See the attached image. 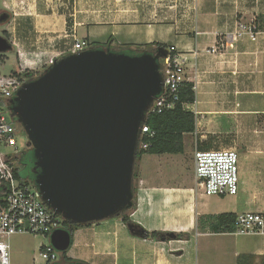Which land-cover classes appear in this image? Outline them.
<instances>
[{
  "label": "crops",
  "instance_id": "crops-1",
  "mask_svg": "<svg viewBox=\"0 0 264 264\" xmlns=\"http://www.w3.org/2000/svg\"><path fill=\"white\" fill-rule=\"evenodd\" d=\"M1 1L13 11L18 25L44 22L52 33L69 28L72 39L113 38L115 48L153 43L176 46L187 57L186 80L194 84L196 101L191 105L196 132L201 120H212L209 133H221V118L242 123L245 130L247 120L258 121L264 113V0H179L177 17L168 22L166 6L158 4V18L148 25L138 24L131 12L120 15L113 0H99L94 14L70 23L68 16L81 15L68 13L62 3L57 7L54 0ZM108 7L110 16L103 14ZM251 19L258 24L256 40L245 32L239 35V24ZM212 48L217 51L211 52ZM258 123L251 134L258 133L262 139ZM187 143L186 138L184 153L144 155L138 166L137 205L130 219L149 232L169 234L168 240L145 238L116 217L77 228L67 256L86 264H239L245 255L253 257L247 264H264V234L241 235L236 229L217 232L215 220L210 219L224 213L264 212V144L247 150L256 174L242 179L238 195L208 196L195 176L194 160L186 164L194 184H187L182 176L185 160L180 157H188ZM202 143L198 142L200 149H213ZM168 167L175 170L173 180L164 175ZM174 233L188 236H170Z\"/></svg>",
  "mask_w": 264,
  "mask_h": 264
},
{
  "label": "water",
  "instance_id": "water-1",
  "mask_svg": "<svg viewBox=\"0 0 264 264\" xmlns=\"http://www.w3.org/2000/svg\"><path fill=\"white\" fill-rule=\"evenodd\" d=\"M12 48L0 36V54ZM166 55L162 48L130 55L90 47L22 83L9 117L32 146L33 185L48 210L80 226L131 212L143 127L166 91ZM49 241L67 252L72 232L56 230Z\"/></svg>",
  "mask_w": 264,
  "mask_h": 264
},
{
  "label": "built area",
  "instance_id": "built-area-1",
  "mask_svg": "<svg viewBox=\"0 0 264 264\" xmlns=\"http://www.w3.org/2000/svg\"><path fill=\"white\" fill-rule=\"evenodd\" d=\"M239 35L247 33L252 40L257 39L255 24L240 25ZM73 45L65 53H76L90 48L85 39L73 38ZM215 53L217 48H212ZM166 57L161 59L164 69L166 91L155 100L151 112L163 113L171 110L180 102V90L186 81L187 57L176 46L166 49ZM52 59L49 64H52ZM24 70L22 71V73ZM20 73V74H22ZM0 75V187L2 204L0 205V264H12L9 239L18 233H34L50 239L51 235L63 228L64 219L48 210L37 196L36 189L25 179L16 178L18 162L15 157L22 152L20 133L9 117L8 108L16 91L24 82L19 76ZM190 110V104H184ZM146 124L140 141V148L147 149L150 144L142 142L143 137H154ZM195 176L208 196H236L239 194V153L235 149H209L198 147L194 152ZM236 233L264 234V212H242L236 219ZM61 253L50 243L40 247L35 264L60 263Z\"/></svg>",
  "mask_w": 264,
  "mask_h": 264
},
{
  "label": "rangeland",
  "instance_id": "rangeland-1",
  "mask_svg": "<svg viewBox=\"0 0 264 264\" xmlns=\"http://www.w3.org/2000/svg\"><path fill=\"white\" fill-rule=\"evenodd\" d=\"M17 1L20 3V0ZM98 1L99 0H71V3H69L67 0H54L57 7L61 6L62 3V8H64V10L68 8V13H78L81 15L79 16L77 14V17L68 16L66 20L69 23L71 20L72 22L81 21V18H83L82 15L87 16L86 14L88 13L94 14L93 12L97 9ZM178 1L179 0H113V2L117 3L118 5V12L120 15H126L128 12H131L129 13L130 15H135L134 20H139L138 24L145 22L147 25L154 19L158 18V16H156L159 12L158 4H164V6H166V8L163 7L166 16V22L174 20L175 17H177L176 12L178 10ZM0 2L2 4L1 0ZM30 2V0H26L24 4ZM127 2H129L128 5L126 4ZM123 6L129 7L125 8ZM5 9L11 13V19L0 25V33L4 32L5 36H7L10 42H12L13 48L7 53L0 54V75L14 76L18 75V73H22L24 70L33 71L38 76L42 71L45 70V68L50 65L49 63L52 59H57L65 55V51L72 47L74 39L69 36L71 32L69 28L62 30L60 29V32L52 33L50 30H48L49 27L47 28V25L44 22L41 24L34 22V24L18 25L17 21L13 20V11H11V9ZM107 9L108 10H106L103 14L110 16L109 12L112 10V8L108 7ZM132 9L137 11L133 13L130 11ZM87 10L88 12H86ZM81 11L82 13H80ZM258 16L259 15H257V17ZM257 17H254L253 19L256 20ZM253 19L248 20L245 23L247 26L255 24L258 29V24H256L255 21H252ZM240 25L241 24H239V28ZM107 42L108 40L91 41L92 46L106 45ZM113 47L115 48V46ZM130 49H132V46ZM193 109L194 107L190 104V111ZM220 122L219 129L221 133L216 135L209 133L213 121L211 120L208 122L207 120H201L202 125L199 126V131L186 137L189 142L187 143L186 147V150H188V157L185 158L182 156L180 159L185 160L182 176L187 184L193 185L194 178L192 175V170H187L186 164L188 165V163H191V161L194 160L193 156L196 148V142L198 143L201 141L203 142L202 146L206 148H236L239 153V184L242 179H244V177H247L248 174V176H255L256 173L252 168V163L247 157V150H249V148H253L254 146L264 144V113L260 114V119L258 121L247 120L245 123V130L242 126V123L240 126L238 122L231 121L230 123L224 118H221ZM255 122H259L257 126L259 125L262 130V139L258 133L257 135L251 134V130H253L252 127H255ZM19 135L21 136V134ZM204 135L205 137H202ZM142 162L143 158L140 161H137V166L141 165ZM243 167L245 171H243ZM21 169L23 178L28 179L29 169L27 168L24 170L23 166ZM174 171L175 170L173 167H168L166 168V173L164 175L169 176V179L173 180L175 179L173 178L175 175ZM48 243V238L34 233L21 232L11 236L9 239V244L12 264H35V259L39 255L41 245Z\"/></svg>",
  "mask_w": 264,
  "mask_h": 264
},
{
  "label": "trees",
  "instance_id": "trees-1",
  "mask_svg": "<svg viewBox=\"0 0 264 264\" xmlns=\"http://www.w3.org/2000/svg\"><path fill=\"white\" fill-rule=\"evenodd\" d=\"M89 42V41H88ZM113 38H110L106 45H99V46H92V43L89 42L90 47L94 48H109L115 52H124L130 55L141 54L144 52H156L159 49H167V46L164 44L153 43L148 44L144 47H135L131 46L126 47H112ZM16 73V72H15ZM22 79H28V76L37 77L36 73L33 71L25 72L19 75ZM29 78V79H34ZM24 81V79H23ZM196 101V93L194 90V84L188 82L187 80L182 84L180 90V102L176 105L174 109L166 110L163 113H152L149 115L148 121L146 125L149 126L153 131H155L154 137H143L142 142L150 144L147 149L139 148L138 153V161L142 159L144 155H163V154H180L184 153L185 151V139L188 135L193 134L196 132L197 129V119L196 114L190 110H186L184 108V104H193ZM14 126L16 127L17 131L21 134L19 143L22 152L19 156L15 157V161L18 162V167L16 169L15 175L18 179H24L22 176V169H29V175L27 180L33 187H34V178L35 175L33 174L34 167V156L32 146L30 145L27 136L22 128V126L15 122ZM32 168V169H31ZM138 166L136 167V190L138 188L139 182V175H138ZM32 182V183H31ZM2 194H1V187H0V205L2 204ZM137 201L135 198L134 206L132 210L136 207ZM236 214L235 213H224L219 214L216 216H210V219L215 220L213 228L217 232H232L235 231V224H236ZM122 220L134 227L135 232L141 233L145 238H152L157 240H168L167 233L154 231L149 232L145 230L138 224H135L130 219V213L121 216ZM82 227L80 225L72 224L66 220L63 222V228L73 232ZM175 237H186L188 234H179L174 233ZM252 260V256H241L239 258V264H247L248 260ZM77 262L67 256V252L61 253L60 263L71 264Z\"/></svg>",
  "mask_w": 264,
  "mask_h": 264
},
{
  "label": "flooded vegetation",
  "instance_id": "flooded-vegetation-1",
  "mask_svg": "<svg viewBox=\"0 0 264 264\" xmlns=\"http://www.w3.org/2000/svg\"><path fill=\"white\" fill-rule=\"evenodd\" d=\"M8 20H10V14L9 12L5 9V7L1 4L0 2V25L4 24L5 22H7ZM0 36L3 37L4 39H6L13 47L12 42H10L9 38L7 36H5L4 32L0 33ZM25 72H30V71H24ZM29 78H34V76H28L27 80H31ZM24 81H26V78H23ZM33 168V167H32ZM31 168V169H32ZM34 174V173H33Z\"/></svg>",
  "mask_w": 264,
  "mask_h": 264
}]
</instances>
